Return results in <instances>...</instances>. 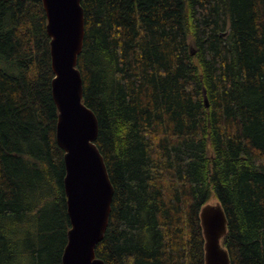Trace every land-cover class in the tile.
<instances>
[{
	"label": "trees",
	"instance_id": "16d2710c",
	"mask_svg": "<svg viewBox=\"0 0 264 264\" xmlns=\"http://www.w3.org/2000/svg\"><path fill=\"white\" fill-rule=\"evenodd\" d=\"M82 5L84 102L114 186L96 256L205 264L215 200L231 264H264V0ZM50 41L42 0H0V264H62L68 242Z\"/></svg>",
	"mask_w": 264,
	"mask_h": 264
},
{
	"label": "water",
	"instance_id": "95a60500",
	"mask_svg": "<svg viewBox=\"0 0 264 264\" xmlns=\"http://www.w3.org/2000/svg\"><path fill=\"white\" fill-rule=\"evenodd\" d=\"M42 3L51 38L52 93L59 111L57 141L65 151L64 188L71 221L62 264H106L96 256V248L109 225L114 186L95 143L99 123L84 102L83 76L78 68L86 32L85 11L82 0ZM200 217L205 264H231L229 252L222 245L228 220L221 203L205 204Z\"/></svg>",
	"mask_w": 264,
	"mask_h": 264
},
{
	"label": "rangeland",
	"instance_id": "374dc122",
	"mask_svg": "<svg viewBox=\"0 0 264 264\" xmlns=\"http://www.w3.org/2000/svg\"><path fill=\"white\" fill-rule=\"evenodd\" d=\"M210 203H211V204H215V200H212Z\"/></svg>",
	"mask_w": 264,
	"mask_h": 264
}]
</instances>
